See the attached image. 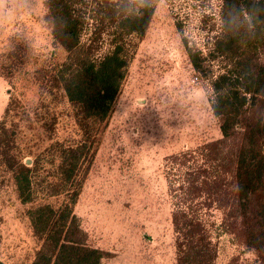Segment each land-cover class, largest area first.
<instances>
[{
  "label": "rangeland",
  "instance_id": "obj_1",
  "mask_svg": "<svg viewBox=\"0 0 264 264\" xmlns=\"http://www.w3.org/2000/svg\"><path fill=\"white\" fill-rule=\"evenodd\" d=\"M141 1L126 4L131 10ZM154 2L146 34L127 37L128 71L67 232L79 256L100 257V264H177L172 212L185 196L179 186L190 171L209 167L203 145L221 136L211 107L213 88L194 70L185 43L208 51L221 31L222 1ZM46 7V0H0V53L18 35L36 54L29 72L19 74L15 83L0 73V123L5 119L9 125L12 115L19 121L17 141L24 163L34 166L38 154L45 156L33 178L36 202H23L11 172L0 169V259L7 264L33 260L39 241L28 208L49 197L59 202L63 195L48 196V184L59 180L58 151L83 142L63 90L48 74L33 75L45 73L38 68L55 72L65 57L53 44ZM75 9L85 20L82 44L100 58L114 47L111 9L104 0H80ZM13 99L16 108L10 116L6 108ZM203 198L194 200L217 247L215 264H260L264 253L248 249L224 231L223 210L217 203H200Z\"/></svg>",
  "mask_w": 264,
  "mask_h": 264
},
{
  "label": "trees",
  "instance_id": "obj_2",
  "mask_svg": "<svg viewBox=\"0 0 264 264\" xmlns=\"http://www.w3.org/2000/svg\"><path fill=\"white\" fill-rule=\"evenodd\" d=\"M78 1L46 0L45 19L51 26L53 44L65 57L55 72L38 68L36 71L44 69L45 73L33 75L48 74L63 90L83 142L58 151L55 173L59 180L48 184V196L63 195L59 202L49 197L28 208L33 234L39 241L30 264L101 263L97 256H79L76 244L67 240V232L83 180L128 71L131 55L127 37L142 38L155 12L154 0H143L131 10L127 0H104L116 23L114 47L95 58L81 42L85 20L75 9ZM221 1V31L208 51L185 43L194 70L213 88L211 107L219 119L221 136L203 145L209 167L190 171V178L179 186L185 196L178 198L172 212L177 264H215L217 258V247L197 209L196 196H204L202 204L217 203L223 210L222 228L232 238L264 253V0ZM35 55L28 40L13 36L0 53L1 75L15 83L19 74L29 72ZM216 64L219 67L215 70ZM14 102L17 100L8 104L7 115L16 108ZM10 121L9 125L5 119L0 123V169L11 172L23 202H36L33 178L45 156L38 154L34 166L24 163L17 141L19 121L15 122L13 115ZM33 124L29 120V125ZM56 157L53 154L52 161ZM73 254L77 255L75 260ZM0 264L7 263L0 259Z\"/></svg>",
  "mask_w": 264,
  "mask_h": 264
}]
</instances>
